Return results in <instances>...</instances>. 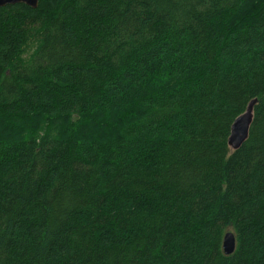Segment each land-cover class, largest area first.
<instances>
[{
	"label": "trees",
	"instance_id": "16d2710c",
	"mask_svg": "<svg viewBox=\"0 0 264 264\" xmlns=\"http://www.w3.org/2000/svg\"><path fill=\"white\" fill-rule=\"evenodd\" d=\"M0 264H264V0L0 7Z\"/></svg>",
	"mask_w": 264,
	"mask_h": 264
},
{
	"label": "water",
	"instance_id": "95a60500",
	"mask_svg": "<svg viewBox=\"0 0 264 264\" xmlns=\"http://www.w3.org/2000/svg\"><path fill=\"white\" fill-rule=\"evenodd\" d=\"M40 0H0V7L7 4H25L31 8H36ZM257 98L251 99L243 113L239 114L232 122L230 133L227 139L228 146L231 150L239 148L247 139L249 128L253 120V106ZM236 237L231 230L224 232L222 237V250L226 255L235 250Z\"/></svg>",
	"mask_w": 264,
	"mask_h": 264
},
{
	"label": "rangeland",
	"instance_id": "374dc122",
	"mask_svg": "<svg viewBox=\"0 0 264 264\" xmlns=\"http://www.w3.org/2000/svg\"><path fill=\"white\" fill-rule=\"evenodd\" d=\"M2 130V129H1Z\"/></svg>",
	"mask_w": 264,
	"mask_h": 264
}]
</instances>
